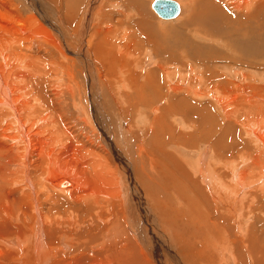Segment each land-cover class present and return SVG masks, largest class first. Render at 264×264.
<instances>
[{
  "label": "bare ground",
  "instance_id": "bare-ground-1",
  "mask_svg": "<svg viewBox=\"0 0 264 264\" xmlns=\"http://www.w3.org/2000/svg\"><path fill=\"white\" fill-rule=\"evenodd\" d=\"M174 1L182 11L180 2ZM28 2L32 7L35 4L34 0ZM92 2L101 6L97 13H91V7L82 14L77 31L80 37L88 35L89 51L81 47L78 59L88 68L102 66L106 83L112 82L120 101L127 102L121 105L123 111L135 114L130 127L140 135L137 147L144 148L147 161L141 167L160 170L158 193L163 197L152 205L137 191L131 161L116 148L111 122L93 86V74L89 75L92 116L82 105H77V112L89 127L98 126L101 140L86 133L84 126L76 128L67 115L66 98L60 90L63 84L57 85L59 68L49 56V47L57 46L62 52L68 48L51 17L59 22L64 18L73 26L80 19V4L76 7L74 0H48L52 12L40 5L25 16L13 0H0V223L4 229L10 228L13 215L18 213L30 223L19 226L18 235L0 239L7 248L0 251V264H264V226L260 219L259 225L251 221L244 210L251 208L258 217L264 212L259 209V205L264 207V72L221 63H199L201 67L187 70L197 62L191 49L195 47L200 53L212 47L207 42L196 46L189 35L201 40L208 33L204 26L216 24L215 16L223 15L220 4H230L236 17L244 13L248 21L254 19L255 25L238 31L245 41H251L250 29L262 28L264 0H206L182 22L179 34H167L151 20H135V25L147 28L146 44L167 47L173 42L182 47H171L166 59L178 65L159 63L150 72L146 69L152 62L149 53L145 66L129 58L140 52L135 46L137 34L131 31L133 23L124 25L121 21L127 22L131 11H124L121 20L114 19L123 24L115 26V41L110 35L113 26L103 34L99 27L90 29L91 18L94 22L100 18L104 0ZM143 14L137 6L138 18ZM108 35L111 43L121 42L118 48L124 54L116 53L118 49L112 44L105 54ZM36 37L46 42H38ZM199 58L208 62L236 59L212 54ZM258 61L245 63L263 66ZM69 81L68 92L75 97L73 84L77 81L74 76ZM138 98L142 102L138 103ZM123 127L129 129V125ZM166 138L174 143L163 146ZM151 149L161 153L153 167L148 160ZM49 182L74 188L56 191ZM215 192L231 193L226 200L236 205L217 201ZM175 199L179 207L171 206L176 213L173 217L165 213V207ZM48 202L58 204L49 209L58 213L49 223L40 214ZM236 230L243 236V244ZM230 231L237 243L230 239L228 251L224 249ZM207 233L210 248L206 246ZM121 241L119 250L112 247Z\"/></svg>",
  "mask_w": 264,
  "mask_h": 264
},
{
  "label": "rangeland",
  "instance_id": "rangeland-1",
  "mask_svg": "<svg viewBox=\"0 0 264 264\" xmlns=\"http://www.w3.org/2000/svg\"><path fill=\"white\" fill-rule=\"evenodd\" d=\"M74 1H75L76 7L78 6V4H80V8L82 7L80 13L78 14L80 16L78 23H76V24L74 23L72 26L67 21H65L64 18H63V21L59 22L56 19V17H54V16L51 17V20L58 26V30L61 32L64 39L66 40L67 48H68V49H65L64 52H62L59 50V48L57 46L52 45L49 47V56L54 61L57 62L54 64V66L60 69V70L58 69L59 73L57 74V76H60L59 79L60 78L61 79H60V82L59 81L57 82V85L60 84L61 82L63 84V86L60 88V90H63L62 92H64L63 93L64 96H62V97L66 98L65 101L67 102V106L64 103V108L67 112V115L70 118L72 117V120L74 121L73 124L75 125L76 128H83V126H84L85 129H83V130L86 133H89V135L91 137L95 138L96 140H99V141L101 140L100 138L102 136V133H101V130L98 129V126L97 127L94 126V128L91 126L89 127L87 125V123L83 122L84 117L79 115L78 114L79 112H77V105H80V106L82 105L81 106V107H83L82 109H86V111L88 113L90 112L91 116H92L93 110H91L92 106H91V95H90L91 94L90 91L92 90V87L89 86V82H90L89 81L90 80L89 75L93 74V76H92L93 86L95 87V89L97 90V92L100 96L99 99L101 101V108H103L102 110L104 111L105 117L107 119H109L111 122L113 140L116 143V148L123 157L128 159V162H129V160L132 162V163L129 162L130 165L129 164L128 165H129V167L131 166L130 167L131 171L133 172V174L135 176L134 179H136V181L139 185V190L137 188V191L142 192L145 199L148 200V202H151L152 205H156L155 199L159 198V197H163V195L161 193H158V190H159L158 185L161 182L162 178L160 177V170L153 167V166H155V164H157V162L159 161L157 154L159 155L161 153H158L154 149H151L149 152L150 155H149L148 160L151 163V165L154 163V165H152L153 170H151V169L143 170L142 169V167H141L142 164L147 162L145 160L146 159V155L144 154L145 150L143 147L141 148V150L137 147L138 146L137 142H139L140 135L138 134L136 128L133 129L130 127L131 121L134 118L135 114L134 113L128 114L125 111H123V107L121 108V105H127V102L125 103L124 101H122V102L120 101L121 96L118 93L117 89L112 84V82L106 83V79H104L106 74H105L102 66H100L99 64H95L94 67L92 66L93 68L92 67L88 68V67H85L84 64L78 59V53H80L81 47H85L87 49V51H89V42H88L89 37H88V35L80 37L78 34V32L80 33V31H77V29L81 25L82 14H84L86 12L87 8H89L91 10V7H93L91 13L93 11L95 13H97V10L101 6V4L98 3L95 6H93V2H92L93 0H74ZM153 1L154 0H104V3H102V5L104 7L102 6V10H100V18H98V17L95 18L96 22H94L91 18V25H90V29L93 31H95L99 27V29L101 31L100 34L108 32L107 30H108L109 26L111 28L113 26L114 28L110 30L111 31L110 35L111 34L113 35L114 30L117 29V27H121L123 24L124 25L128 24V22L133 23V27H132L131 31H132V33L137 34L135 46H137L136 51H140V52L129 57V58L134 59L135 63L139 64L140 66H145L147 63L146 62V56L149 53L151 55V61L152 62L149 65H147V67H146L147 72H150L153 69V67L159 63H162L164 65H168V66L169 65H173V66L178 65L179 63L169 62L166 59L169 57V52L172 51L171 47L174 49H181L182 47L181 46L179 47L176 43L174 44L173 42H172V44L174 46H171L172 45L171 44L170 46H167V47H164V46L156 47V46H154L155 44L154 45L146 44V42H148L147 36H146L147 28L145 26L135 25L134 21L137 20L139 22L140 19L142 21L151 20L154 27H159L162 31H164L167 34H179V32L182 29V27H181L182 22L185 19L190 18L195 11L194 9L196 7H198L199 5H201L202 3H205L206 0L205 1L204 0H177L180 2L181 6H182V11L178 17H176L175 19H172V20L161 19L162 17H160L155 12V10L153 9V6H152ZM13 2L19 6L22 14L24 13L25 16L28 15L29 13L36 12L40 5H45L47 8L50 9L51 12L53 11V7L50 3H48V0H45L46 3H44L43 0H40L38 3H36V1L34 0L35 4L33 7L30 5L28 0H13ZM224 3L225 4L219 3L221 5L223 15L221 16V13H220L219 16L218 15L215 16L216 24L215 23H213V24L209 23V25L204 26L205 33L208 32L209 35H208V33H206L205 36L201 40H198V38L196 36H190L189 35V37L191 39H193L192 41L196 42V46L200 45V43L202 44L204 42H207V43L211 44L212 47L209 49L207 48L204 51H201L200 53H198V51L195 49V47L193 49H191L192 56H194L196 58L195 60L197 62H194L190 66H187V70L191 71L192 67H199V66L201 67L200 64H202V63L208 64V65L221 63V64H225L226 66L231 67V68H233L234 66L237 68H241V67L244 69L246 68L245 70L250 69V68H252V69L254 68V69H257L259 71L264 72V64L261 67L252 64V63H254V61L256 62L258 59H259L258 62L262 61L264 63V61H263L264 60V28H263L264 27V15L261 18L262 22H263V24L261 26L262 28H260L261 30L251 28L250 29L251 31H249L251 37L248 39L251 41H245L242 34L239 32H240V30H243V29L246 30V28H244L245 26L255 25L254 24L255 22H253L254 19L248 21V19H247V17H245L244 13L241 14L239 17H236V14H235L233 8L230 6V4H228L226 2H224ZM136 5L139 7L140 12L142 9V12L144 13L143 15L148 17L147 19L144 18L145 16H142V15H141V17L138 18ZM76 7H75V9L77 10ZM124 11L125 12L131 11V14H130L127 22H125V20H121L123 14H124ZM229 11H231V12H229ZM228 13H231V15ZM246 13H247V11H246ZM227 15H229V16H227ZM117 16L118 17L120 16L121 18L120 17L118 18ZM230 16H233V18ZM87 17H89V15ZM245 18H246V21H244ZM114 19L121 20L123 22V24L121 22L114 21ZM221 20L223 21L222 25H221V22H222ZM100 21L102 22V24H101V25H103L102 27H101V25L100 26L98 25L99 23H101ZM208 21H212V20L209 19ZM250 21L253 23H251ZM93 23H94V26H93ZM107 25H108V27H107ZM115 26H117V27H115ZM233 26H235V27H233ZM229 27L231 29H229ZM238 28H240V29H238ZM150 31L151 30L149 29V32ZM111 36L108 35L106 40H105V43H104L105 44V54L108 55V50H109L110 44L117 47L116 49H118V50H116V53L124 54V52L123 51L121 52L118 48L121 46L120 43L122 42V37H120L121 34H119V39L121 41V42H119L120 45L118 43H111V40H110ZM112 37H111V39H114L115 41L117 40V39H115L114 35ZM235 37H240V40L236 41ZM35 39L41 43L46 42L45 39H39L37 37ZM175 39L176 38L174 37L173 40H175ZM164 44L166 45V44H168V42L165 41ZM232 50H233V52H232ZM208 54H212V56L214 55L216 57L217 56H219V57H230V58H236V59H234V60L228 59V61H225L222 59L221 60L215 59L213 61L211 60L210 62H208V60L207 61L204 60L205 58L204 59L199 58V56H207ZM62 55H66L67 58L63 57ZM173 57H177V55H174ZM54 58H56V60ZM229 60H231V61H229ZM249 60L253 61V62L252 63L249 62L250 64L245 63V61L248 62ZM116 68L118 71V67H116ZM117 71H116V74H118ZM60 74L61 75L63 74L62 77ZM72 76H74V79L77 81V84H73V87L75 86L74 88L76 89L75 97H73L71 94H69L68 89H67V87L71 84L69 79ZM103 76H104V78H103ZM64 85L66 86V88L64 87ZM112 88H114L115 93H113V91L111 90ZM80 97H82L83 102L79 101L81 99ZM78 98H79V100H78ZM168 100H169V98H168ZM137 102L140 103L142 101L140 100V98H138ZM134 107H135V105L132 104V108H134ZM155 113H158V110H156ZM128 115H129V117H128ZM78 116H80V117H78ZM85 121H87V120H85ZM125 124L129 125V129L128 128L125 129L123 127ZM140 126H141V124H139V127ZM170 143H174L173 140L170 138H166V139H164L163 146L167 147V145ZM140 152L142 154H140ZM134 168H135V172H134ZM145 172H147L148 175H146ZM60 176L61 175H58L53 179H56ZM65 176H67V175H65ZM74 178H75V180H73V181H75V183L77 184V179H76V177H74ZM61 179L62 178L56 180V182L61 181ZM49 183L51 184V188L55 189L56 191L70 190V189L74 188V186L62 188V187L56 186L54 183H51V182H49ZM165 189H163V190L160 189V190H162V192H163ZM227 194H231V193H229V192H222V193L221 192H215V195L217 197L216 200L220 201L222 204H229L230 203V204L236 205V204H234V202H232V201L228 202L226 200ZM179 195H182V192H180ZM173 201H174V203H173ZM173 201H169L168 204H166L168 206L165 207V213L167 215H171V216L175 217L176 213L171 209V206L174 205L176 207H179L178 206L179 201L177 199H175ZM41 202H46V200H42ZM57 205H58L57 203H54V202L49 203L48 202V204L45 206V208L41 211L40 214L43 215V217L47 223L53 221L52 220L53 216L58 217L57 212H50L49 211V209L55 208V207H57ZM107 205L110 206V204L108 202H107ZM158 205H161L160 201H159ZM259 209L261 211H264L263 206L259 205ZM244 210H246L249 213V218L251 219V221H253L254 223L259 225L258 220L260 219L261 223L264 226V212L258 217L256 212L252 211L251 208H245ZM158 212H157L158 214L161 213V211H158ZM178 215H180V214H178ZM13 216H14V220L11 221V227L10 228L4 229L3 225H1V223H0V239L3 237L14 235V234L18 235L19 233H18L17 229L19 226H21V227L27 226L28 227L30 225L29 221L27 219H24L20 213L15 214ZM217 216H221V213H218ZM164 229L165 228L163 227V231L165 233H167V230L165 229L166 230L165 231ZM236 233H237V230H236ZM251 233L252 234L255 233V231L252 228H251ZM207 236H208V233L205 234L206 246H207V248H210L211 245H210V242L206 238ZM237 236L239 237L241 244H243L244 243L243 236L240 235L239 233H237ZM226 238H227V240L225 242V249L224 248H222V249L230 251V248L232 245L229 242V240L232 239V240L236 241V243H237V240H236V238L233 237L231 231L226 234ZM64 240L66 243H68V240H66V239H64ZM122 242L123 241L119 242L116 245H112V247H115L117 250H119L122 247ZM77 247L80 250H83L85 252L84 248H82L80 246H77ZM61 248L64 249L65 245L62 244ZM4 249H7V248L3 247V245L0 243V251H2ZM218 249H220V248H218ZM83 251H81V253H79V254L83 255L84 254ZM228 251H227V253H228ZM95 252H96V250H95ZM80 255H79V257H80ZM86 255H88V254L86 253ZM77 262L79 263L80 261H77ZM104 262H107V261H104ZM109 262L113 263V261H109ZM114 262L116 264V261H114ZM237 262H239V261H237ZM6 264H20V263L18 261H8ZM234 264H236V261L234 262Z\"/></svg>",
  "mask_w": 264,
  "mask_h": 264
},
{
  "label": "water",
  "instance_id": "water-1",
  "mask_svg": "<svg viewBox=\"0 0 264 264\" xmlns=\"http://www.w3.org/2000/svg\"><path fill=\"white\" fill-rule=\"evenodd\" d=\"M153 9L160 17L175 18L181 12L179 3L174 0H154Z\"/></svg>",
  "mask_w": 264,
  "mask_h": 264
}]
</instances>
